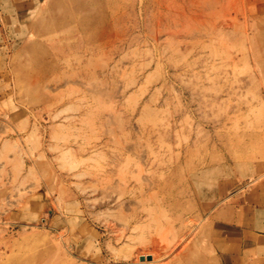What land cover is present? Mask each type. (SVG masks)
Masks as SVG:
<instances>
[{
  "label": "rangeland",
  "instance_id": "1",
  "mask_svg": "<svg viewBox=\"0 0 264 264\" xmlns=\"http://www.w3.org/2000/svg\"><path fill=\"white\" fill-rule=\"evenodd\" d=\"M56 3L0 0V264H264V0Z\"/></svg>",
  "mask_w": 264,
  "mask_h": 264
},
{
  "label": "bare ground",
  "instance_id": "2",
  "mask_svg": "<svg viewBox=\"0 0 264 264\" xmlns=\"http://www.w3.org/2000/svg\"><path fill=\"white\" fill-rule=\"evenodd\" d=\"M57 8L51 9L45 15L46 22L41 23L37 26V32L44 35L45 31H50L57 27L60 22H77L81 21L80 24L82 32H88L89 35L95 33L99 35V0H73L78 3L80 7L79 11L74 12L65 7L71 3L70 0H56ZM78 13L77 17L76 14ZM78 18V19H77ZM77 24H74L72 29L77 30ZM84 39H75L69 43V47H74L83 44ZM89 44H93L89 42ZM97 43H94L96 45Z\"/></svg>",
  "mask_w": 264,
  "mask_h": 264
}]
</instances>
